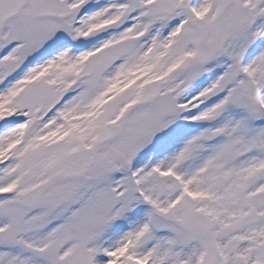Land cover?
Segmentation results:
<instances>
[{"label": "snow or ice", "instance_id": "obj_1", "mask_svg": "<svg viewBox=\"0 0 264 264\" xmlns=\"http://www.w3.org/2000/svg\"><path fill=\"white\" fill-rule=\"evenodd\" d=\"M0 264H264V0H0Z\"/></svg>", "mask_w": 264, "mask_h": 264}]
</instances>
